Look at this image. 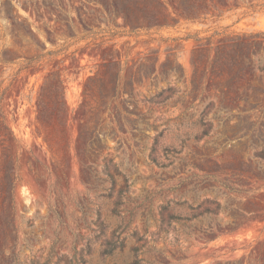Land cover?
<instances>
[{"label":"rangeland","instance_id":"rangeland-1","mask_svg":"<svg viewBox=\"0 0 264 264\" xmlns=\"http://www.w3.org/2000/svg\"><path fill=\"white\" fill-rule=\"evenodd\" d=\"M157 1L174 23L133 30L113 0H0V51L18 57L0 65V114L18 142L13 240L0 229V264H263L264 218L230 214L264 200L253 176L264 175L254 158L264 95L255 111L233 103L207 63L194 89L191 54L209 40L211 59L222 40L264 32V0H228L232 10L197 21ZM35 53L45 55L39 67L18 71ZM147 55L154 60L131 91L127 72ZM104 59L122 68L118 93L86 131L83 91ZM50 73L65 83L69 114L63 141L48 145L37 99ZM205 210L217 215L198 216Z\"/></svg>","mask_w":264,"mask_h":264},{"label":"trees","instance_id":"trees-1","mask_svg":"<svg viewBox=\"0 0 264 264\" xmlns=\"http://www.w3.org/2000/svg\"><path fill=\"white\" fill-rule=\"evenodd\" d=\"M171 1L177 14L189 21L220 17L223 9L225 11L232 10V7L227 5L228 0ZM113 3L116 5L117 12L122 15L126 24L133 30H150L154 27L169 26L170 22L174 23V19L168 13L165 5L157 0H113ZM255 7L254 5L249 6L251 12ZM235 8H239V5H236ZM5 13L7 14V12ZM209 52V40L206 44L199 42L192 51V87L195 89L198 86L199 76L207 63L211 70L214 88L219 90L225 98L231 99L233 103L245 102L249 111L258 110L260 100L264 95V32L243 33L228 37L215 47L211 59L208 55ZM44 57L45 55L40 53L28 55L18 64V71L24 68L39 67ZM17 59L15 51L6 48L0 51V65L2 66L16 64ZM153 60L152 56L147 55L138 64H134V66L136 65L135 72H127L125 85L131 91L134 84L141 82L146 74L147 64ZM167 63L168 65L174 64V60H167ZM175 65L177 64L175 63ZM121 72L122 68L116 61L104 59L98 66L95 76L89 79L90 85H87L83 91L86 100L85 106L90 109L88 122L84 126L86 131L98 116L102 106H106L109 101L116 99ZM168 73L162 66L160 77L164 79ZM247 89L249 93H245ZM4 91L3 81L0 80V100ZM164 91L166 90H161L159 95ZM65 96V83L61 77L56 73L46 76L37 99V122L43 130L44 142L48 145H50L52 136L57 142L63 141L65 121L69 114ZM80 139L84 140L83 130L80 132ZM17 144L18 142L12 136L0 114V229L4 243L13 240L11 216L15 208V186L18 176L16 175V159L11 150L12 146ZM85 145L87 146L88 143L85 142ZM254 158L260 161L264 160V147L254 153ZM253 176L256 179L264 180V175ZM207 215L217 214L205 210L198 216ZM235 216L250 221L261 220L264 218V200L260 198L247 200L237 207L235 213L230 214L231 218H235ZM226 226L229 232L236 228L233 221L227 222ZM207 236L212 235L209 233ZM260 259L264 264V255Z\"/></svg>","mask_w":264,"mask_h":264}]
</instances>
